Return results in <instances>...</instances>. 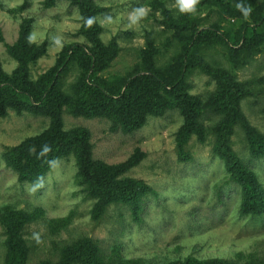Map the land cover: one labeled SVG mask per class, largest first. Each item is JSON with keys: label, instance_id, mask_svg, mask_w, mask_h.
<instances>
[{"label": "rangeland", "instance_id": "374dc122", "mask_svg": "<svg viewBox=\"0 0 264 264\" xmlns=\"http://www.w3.org/2000/svg\"><path fill=\"white\" fill-rule=\"evenodd\" d=\"M43 1L0 0V62L8 74L17 62L5 44L18 39L26 22L31 43L47 42L44 55L28 64L32 80L55 68L61 51L71 44L83 45L84 53H90L80 33L77 8L66 0H57L51 7H45ZM96 3L101 8L96 22L102 54L108 58L115 54L104 69L94 72L95 78L147 76L157 87L163 81L171 83L183 72L191 85L189 93L205 104L216 83L198 65L191 66L195 57H200L226 70L247 91L240 108L250 128L246 130L237 121L229 144L264 189V154H255L251 143L257 134L264 137V0L219 1L216 5H196L193 12H181L177 0ZM139 8L146 9V14L133 23L130 17ZM214 29L220 41L212 40ZM79 55L83 57V52ZM71 58L68 70L59 78L66 94H71L73 84L85 72L78 53H71ZM163 90L160 87L158 93L164 95ZM215 119L212 112L201 114L202 131L191 133L183 145L186 157L182 158L176 141L182 123L178 109L148 114L141 127L123 131L113 130L106 118L73 116L63 107L62 129H87L93 159L117 164L137 150L145 153L122 177L141 180L150 187L141 194L138 207L133 210L129 203L112 201L96 217L97 199L77 184L72 152L57 158L34 182L20 180L5 164L8 149L45 130L49 118L13 110L0 116V210L9 207L42 213L39 219L20 227V237L28 249L25 264H59L64 247L84 237L99 245L108 264H168L186 257L264 264V212L240 213L239 186L229 180L224 162L213 148L211 127ZM59 218H66V225L52 230L50 222ZM7 231L0 221V264L8 248ZM112 249L117 254H112ZM133 261L136 263H130Z\"/></svg>", "mask_w": 264, "mask_h": 264}, {"label": "trees", "instance_id": "16d2710c", "mask_svg": "<svg viewBox=\"0 0 264 264\" xmlns=\"http://www.w3.org/2000/svg\"><path fill=\"white\" fill-rule=\"evenodd\" d=\"M57 0H44L45 7H51ZM75 6L80 15V33L90 46V53L86 54L83 45L74 44L64 48L59 54L55 68L32 80L28 73V64L40 58L46 52L47 42L31 43L28 39L30 26L26 22L22 26L18 39L12 44H5L7 53L17 62L11 74L6 73L0 62V116H5L10 110L15 112H30L49 118L48 127L35 136L23 139L10 147L5 153V164L12 168L23 181L38 180L53 162L66 154L73 153L75 157L77 184L84 186L88 195L97 199L94 206L95 216H100L106 206L112 202L129 203L135 210L141 200V194L150 191V187L141 180L122 179L124 173L137 165L144 152L139 150L126 161L117 164H107L92 157L93 145L90 142L89 131L83 127L62 129L63 107H67L73 116L87 118L103 117L111 121L112 129L120 128L131 131L141 127L148 114L161 115L168 110L178 109L182 123L177 131L176 141L178 153L185 158L183 145L191 133H200L202 125L199 117L202 113L212 112L215 119L211 130L214 135V151L223 160L229 180L238 184L241 193L240 213L242 215H258L264 212V189L256 176L246 169L238 156L230 148L229 136L233 126L240 121L248 130L241 112V101L247 91L235 83L226 70L213 67L200 57H195L191 66L198 65L202 73L209 76L216 83V89L210 99L201 103L195 95L189 93L191 87L186 80L187 75L180 72L171 83L162 82V86H154V82L142 77L104 79L93 76L97 70L106 67L109 58L102 54L99 42V26L96 15L101 8L96 0H66ZM219 1L227 3L229 0H199L196 5H216ZM165 9V14L168 10ZM168 19V17H166ZM261 18V16H260ZM211 34L213 41L220 38L217 29ZM218 36V38H216ZM0 41L2 37L0 35ZM78 53L81 66L85 72L72 86L71 94H66L59 82L62 71L68 70V63L72 59L71 53ZM83 52V57L79 54ZM198 63V64H197ZM92 70V74L89 71ZM151 78V76H150ZM164 89V95L158 93ZM264 137L255 135L251 143L255 154H264ZM42 213H31L12 210L4 207L0 210V221L8 228L7 251L3 264H25L28 256L27 246L20 237V227L35 221ZM66 218H59L50 222L52 230H58L66 225ZM89 238H81L72 245L64 247L61 264H108L104 260L99 245H93ZM112 249V254H117ZM112 258V255L109 257ZM59 263V264H60ZM130 263H136L135 261ZM168 264H230L222 259H205L186 257L182 260L171 261Z\"/></svg>", "mask_w": 264, "mask_h": 264}, {"label": "clouds", "instance_id": "9594fccd", "mask_svg": "<svg viewBox=\"0 0 264 264\" xmlns=\"http://www.w3.org/2000/svg\"><path fill=\"white\" fill-rule=\"evenodd\" d=\"M199 0H177V4L181 12H193L195 11V6ZM239 7V6H238ZM146 14V9L139 8L131 15L130 19L133 23ZM59 41H57L58 43Z\"/></svg>", "mask_w": 264, "mask_h": 264}]
</instances>
